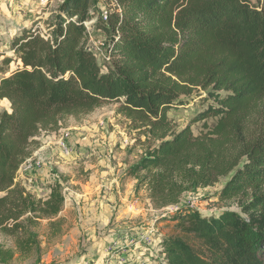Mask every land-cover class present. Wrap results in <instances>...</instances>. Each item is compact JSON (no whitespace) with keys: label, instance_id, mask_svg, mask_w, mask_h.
Masks as SVG:
<instances>
[{"label":"trees","instance_id":"trees-1","mask_svg":"<svg viewBox=\"0 0 264 264\" xmlns=\"http://www.w3.org/2000/svg\"><path fill=\"white\" fill-rule=\"evenodd\" d=\"M110 4L104 20L99 0H61L45 38L24 28L10 42L0 68V101L9 106L0 112V229L39 262L35 228L42 220L52 226L63 186L55 180L47 198L36 199L16 182L20 166L62 119L119 104L117 113L148 142L125 177L135 193L148 191L154 208H171L160 214L173 226L160 236L156 264H264V0ZM94 15L101 63L84 27ZM199 89L212 102L177 132L169 112ZM210 118L215 125L194 136L190 126ZM222 178L216 198L236 201L239 211L180 205L182 195Z\"/></svg>","mask_w":264,"mask_h":264},{"label":"rangeland","instance_id":"rangeland-1","mask_svg":"<svg viewBox=\"0 0 264 264\" xmlns=\"http://www.w3.org/2000/svg\"><path fill=\"white\" fill-rule=\"evenodd\" d=\"M60 2L0 0V68L3 57L12 56L10 42L22 29L30 28L46 36V25ZM110 5L109 0H99L100 12ZM95 20V15L91 16L87 46L101 63L104 36L93 29ZM16 67V63H11L9 72ZM199 97L202 99L195 100ZM208 99L212 102L207 91L201 89L191 97H183V107L168 114L175 130L190 125ZM118 107L119 104H104L87 115L66 117L59 122L57 131L42 132L36 138L40 146L31 154L30 163L18 171L16 182L34 198L45 200L49 186L59 180L64 206L52 226L42 220L35 228L41 249L39 262L34 253L20 251L15 239L0 229V264H89L102 260L119 264L120 258L124 264H156L158 251L151 246L159 244L157 236L171 234L172 223L160 216L171 208H154L148 191L135 193L136 182L125 177V171L139 159L148 142L117 113ZM2 111H9V106L0 101ZM215 123L214 118L193 123L191 132L198 136ZM61 143L69 149L68 153L62 152ZM227 180L222 178L214 186L182 195L180 205H192L204 214L239 211L236 201L216 198ZM141 235L152 241L149 250H145L144 243L137 244Z\"/></svg>","mask_w":264,"mask_h":264},{"label":"built area","instance_id":"built-area-1","mask_svg":"<svg viewBox=\"0 0 264 264\" xmlns=\"http://www.w3.org/2000/svg\"><path fill=\"white\" fill-rule=\"evenodd\" d=\"M110 1H113V0H110ZM113 4H114V3H112V5H113ZM106 14H107V12L104 10V11L102 12V15H103V19H104V20L106 19ZM84 27H85V30L89 33L90 30H91V28H90V23H89V22L84 23ZM41 36L45 38V36H43V35H41ZM61 141H62V139L60 140V142H61ZM60 147H61L62 152H64V153H68V152H69V149H68L65 145H63V143H61ZM30 161H31V158L26 159V160L24 161V163L20 166V169H21L22 166H24L25 164L27 165L28 163H30ZM20 169H19V170H20ZM19 170H18V171H19ZM16 178H17V177H16ZM190 207L193 208L192 205H190ZM141 243H144V244L146 245L145 250H149V246L152 244V241L150 240V238H149L148 236H146V235H141V236L139 237V240H138L137 244H141ZM137 244H136V245H137ZM151 247H156V248H157V251L159 252L158 244H157V245H154V246H151ZM118 263H119V264H124L125 261L123 260V258H122V259L120 258V260H118Z\"/></svg>","mask_w":264,"mask_h":264},{"label":"crops","instance_id":"crops-1","mask_svg":"<svg viewBox=\"0 0 264 264\" xmlns=\"http://www.w3.org/2000/svg\"><path fill=\"white\" fill-rule=\"evenodd\" d=\"M110 1V0H109ZM141 229H149V227H147V228H141ZM160 240H161V238H160V236H157V243H159L160 242ZM158 253H156V255H157ZM105 259V258H104ZM104 262H106V260H102V261H100V262H90L89 264H101V263H104Z\"/></svg>","mask_w":264,"mask_h":264}]
</instances>
